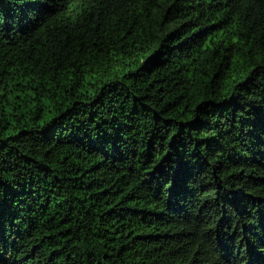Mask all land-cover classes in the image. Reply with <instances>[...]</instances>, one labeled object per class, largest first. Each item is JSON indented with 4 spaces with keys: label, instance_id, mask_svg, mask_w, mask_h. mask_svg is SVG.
Listing matches in <instances>:
<instances>
[{
    "label": "trees",
    "instance_id": "16d2710c",
    "mask_svg": "<svg viewBox=\"0 0 264 264\" xmlns=\"http://www.w3.org/2000/svg\"><path fill=\"white\" fill-rule=\"evenodd\" d=\"M0 264H264V0H0Z\"/></svg>",
    "mask_w": 264,
    "mask_h": 264
}]
</instances>
